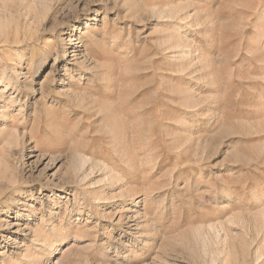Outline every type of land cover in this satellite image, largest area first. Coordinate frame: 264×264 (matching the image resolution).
<instances>
[{
	"label": "rangeland",
	"instance_id": "rangeland-1",
	"mask_svg": "<svg viewBox=\"0 0 264 264\" xmlns=\"http://www.w3.org/2000/svg\"><path fill=\"white\" fill-rule=\"evenodd\" d=\"M0 264H264V0H0Z\"/></svg>",
	"mask_w": 264,
	"mask_h": 264
}]
</instances>
